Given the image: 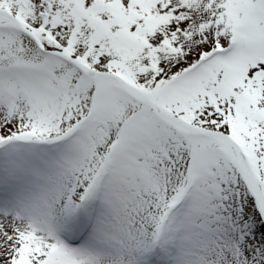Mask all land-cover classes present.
I'll use <instances>...</instances> for the list:
<instances>
[{
  "label": "snow or ice",
  "instance_id": "obj_1",
  "mask_svg": "<svg viewBox=\"0 0 264 264\" xmlns=\"http://www.w3.org/2000/svg\"><path fill=\"white\" fill-rule=\"evenodd\" d=\"M0 264H264V0H0Z\"/></svg>",
  "mask_w": 264,
  "mask_h": 264
}]
</instances>
